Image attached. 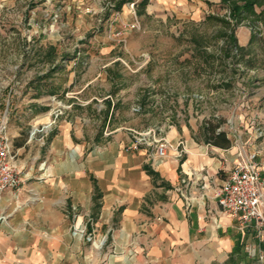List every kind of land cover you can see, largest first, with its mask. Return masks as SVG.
<instances>
[{"label": "crops", "instance_id": "1", "mask_svg": "<svg viewBox=\"0 0 264 264\" xmlns=\"http://www.w3.org/2000/svg\"><path fill=\"white\" fill-rule=\"evenodd\" d=\"M150 5L188 14L206 8L202 0ZM93 91L89 81L72 90L82 112L64 110L52 131L34 138L31 126L52 120L57 101L14 104L8 133L24 181L18 196L7 191L0 201L7 215L0 264H264V224L242 226L217 197L230 170L249 155L240 156L231 142H211L206 132L176 129L166 133V155L154 144L129 148L135 119L111 126L104 113L96 131L94 109L105 105L94 102ZM254 158L264 184V151ZM75 215L106 239L102 247L72 235Z\"/></svg>", "mask_w": 264, "mask_h": 264}, {"label": "rangeland", "instance_id": "2", "mask_svg": "<svg viewBox=\"0 0 264 264\" xmlns=\"http://www.w3.org/2000/svg\"><path fill=\"white\" fill-rule=\"evenodd\" d=\"M120 1L0 0V122L14 104L65 98L74 101L64 110L80 113L71 91L89 81L105 105L94 109L96 131L105 113L111 126L215 128L240 156L264 151V13L236 23L221 0H202L200 14Z\"/></svg>", "mask_w": 264, "mask_h": 264}, {"label": "built area", "instance_id": "3", "mask_svg": "<svg viewBox=\"0 0 264 264\" xmlns=\"http://www.w3.org/2000/svg\"><path fill=\"white\" fill-rule=\"evenodd\" d=\"M68 94V92H67ZM61 101L53 112L52 121L64 112ZM51 123H41L32 127L29 136L33 138L42 131L46 132ZM133 134V142L129 148L137 149L141 143L154 144L159 155H166L170 145L169 139L160 135L154 128L137 129L130 128ZM15 151L12 137L8 133L6 120L0 122V201L7 191L19 195L21 184L24 181L21 170L15 163ZM255 154L237 163L229 172L227 178L221 184L218 192V202L221 208L237 217L242 226L250 224L253 220L259 225L264 224V184L261 178V171L255 160ZM7 215L0 213V222L5 220ZM71 233L74 236L86 239L95 245L102 247L106 241L104 237H96L94 232L89 231L87 223H79L77 215L71 225Z\"/></svg>", "mask_w": 264, "mask_h": 264}, {"label": "trees", "instance_id": "4", "mask_svg": "<svg viewBox=\"0 0 264 264\" xmlns=\"http://www.w3.org/2000/svg\"><path fill=\"white\" fill-rule=\"evenodd\" d=\"M230 10V17L236 21V23H240L245 18H260L264 13L263 9L258 13L256 10L257 5H262L264 0H221ZM123 1H120L118 4V8H121ZM149 0H140L137 3V7L143 9L147 6ZM206 132L208 133V138L211 142L218 145H227L230 143L225 131L216 132L215 128H207ZM98 189L96 196H98Z\"/></svg>", "mask_w": 264, "mask_h": 264}]
</instances>
